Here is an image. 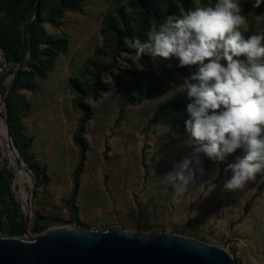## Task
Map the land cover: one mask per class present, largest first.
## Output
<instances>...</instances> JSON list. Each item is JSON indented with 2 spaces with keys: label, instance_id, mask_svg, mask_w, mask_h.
I'll return each mask as SVG.
<instances>
[{
  "label": "rangeland",
  "instance_id": "1",
  "mask_svg": "<svg viewBox=\"0 0 264 264\" xmlns=\"http://www.w3.org/2000/svg\"><path fill=\"white\" fill-rule=\"evenodd\" d=\"M128 1L85 0L82 11L65 13L60 27L46 25L50 32L66 36L69 47L67 53L57 57L47 77L36 80L34 89L21 90L29 104L23 117L24 132L32 137L31 151L47 175L38 187L35 183L31 210L56 218L51 226H75L78 223L68 221L78 219L83 225L188 235L226 248L238 264H264V177L258 175L235 192L223 188L231 176L224 171L226 164L243 156V149L229 155L225 162L200 153L201 164L194 163L193 167H202L203 173L197 171L195 184L178 201L172 199L171 188L159 179L193 154L194 145L187 143L190 133L181 124L188 115L171 112L157 122L150 120L158 103L186 76L175 72L160 93L138 104L122 105V86L133 76L123 70L139 76L147 68L137 70L130 59L135 54L121 50L115 55L117 67L101 76L105 89L99 88L84 98L90 106L89 117L76 105L77 94L68 81L74 76L83 79L88 60L103 43L104 16L117 6L127 7ZM211 2L215 4L216 0ZM253 3L241 0L242 14L248 16L241 26V30L247 29L246 38L263 26L264 14L256 13ZM159 64L154 62V67ZM7 69L0 75L6 86L12 80V68ZM84 118L85 160L74 214L68 202L79 159L73 135ZM1 131L0 166L12 170L15 194L27 202L31 177L9 146L3 121Z\"/></svg>",
  "mask_w": 264,
  "mask_h": 264
},
{
  "label": "clouds",
  "instance_id": "2",
  "mask_svg": "<svg viewBox=\"0 0 264 264\" xmlns=\"http://www.w3.org/2000/svg\"><path fill=\"white\" fill-rule=\"evenodd\" d=\"M262 2L254 0L253 8ZM242 12L241 0L181 7L179 15L167 16L145 33L146 39L136 37L129 45L139 71L145 67L140 63L144 54L153 60L176 58L180 67L192 69L171 93L186 92L191 98L185 127L193 154L159 177L171 188L174 201L195 184L197 171L203 173L202 167H193L201 164L200 153L225 162L243 149V156L226 164L224 171L231 176L223 184L225 191L235 192L258 175L264 177V27L246 38L247 29L241 26L248 16Z\"/></svg>",
  "mask_w": 264,
  "mask_h": 264
},
{
  "label": "trees",
  "instance_id": "3",
  "mask_svg": "<svg viewBox=\"0 0 264 264\" xmlns=\"http://www.w3.org/2000/svg\"><path fill=\"white\" fill-rule=\"evenodd\" d=\"M84 1L0 0V45L8 62V68L13 69L23 56L22 23L27 39V51L23 65L13 76L10 84L8 86L2 85L1 90L5 93L3 111L7 117L12 138L21 156L34 173L36 187H38L39 182H45L47 175L44 168L35 160L31 151L32 137L24 132L23 117L29 104L21 90L34 89L36 80L46 78L54 68L57 57L68 51V38L50 32L47 30L46 25L53 28L60 27L65 13L67 11H82ZM207 1L129 0L127 7L117 6L113 11L107 13L101 26L102 46L98 47L95 55L88 60L87 72H83V79L82 76H74L70 77L68 81L71 89L77 94L76 105L89 117L90 106L84 102V98L93 94L99 88L101 90L105 89L104 83L100 82V79L105 72H113V68L117 67L115 62L117 52L129 50L135 54V49L129 46L134 38L138 37L142 41L146 39L145 33L152 26L162 23L167 16L178 14V7L189 10L196 4H205ZM255 12L264 14V2L261 3L260 7L255 8ZM262 27H264V20ZM156 61L160 64L154 67ZM140 63L147 70L139 76L132 70H123L124 72H130L133 76L128 84L122 86L120 94L122 105L138 104L143 99L160 93L165 82L175 72H180L188 77L192 71L188 67H180L178 59L172 62L161 58L153 60L148 54L141 56ZM117 77V75L114 76L118 82ZM190 102L191 98L187 96L186 92H177L175 95L169 93L158 103L150 120L157 122L171 112L188 115L186 105ZM84 123L85 118L81 120L73 135V140L79 148V159L72 174V189L68 202L74 214H77L75 199L78 194L85 160V139L82 135ZM181 124L185 127V120ZM204 162L207 163V160H204ZM12 176L13 172L10 168L0 166V232L21 235L24 233L26 219L20 203L12 194L9 186ZM260 189L261 185L258 187V190ZM34 193H36V188ZM55 221L57 219L52 216L41 214L38 211L33 212V223L37 232L55 224ZM68 222L84 224L78 219L69 220Z\"/></svg>",
  "mask_w": 264,
  "mask_h": 264
},
{
  "label": "water",
  "instance_id": "4",
  "mask_svg": "<svg viewBox=\"0 0 264 264\" xmlns=\"http://www.w3.org/2000/svg\"><path fill=\"white\" fill-rule=\"evenodd\" d=\"M21 29L23 56L11 70L12 78L23 65L27 51L23 23ZM2 83L3 78L0 80V117L5 125V137L9 146L18 153L31 182L24 208L15 194L13 176L10 180L11 192L21 204L26 223L21 235L0 232V264H238L224 247L165 230L141 231L116 225L77 224L50 226L37 232L31 210L34 173L12 138L2 109L5 97L1 90Z\"/></svg>",
  "mask_w": 264,
  "mask_h": 264
},
{
  "label": "built area",
  "instance_id": "5",
  "mask_svg": "<svg viewBox=\"0 0 264 264\" xmlns=\"http://www.w3.org/2000/svg\"><path fill=\"white\" fill-rule=\"evenodd\" d=\"M8 68V62L5 58L3 48L0 45V75L4 74Z\"/></svg>",
  "mask_w": 264,
  "mask_h": 264
},
{
  "label": "bare ground",
  "instance_id": "6",
  "mask_svg": "<svg viewBox=\"0 0 264 264\" xmlns=\"http://www.w3.org/2000/svg\"><path fill=\"white\" fill-rule=\"evenodd\" d=\"M2 121H3V119L0 117V122H2ZM0 133H1L2 137H4L3 134H2V131H1ZM11 149H12V148H11ZM12 151L18 156V153L16 152L15 149H12ZM18 158H19V156H18ZM16 195H17V197L19 198V200L21 201L23 207L25 208V207L27 206V202L24 201L23 198L20 197L18 193H16Z\"/></svg>",
  "mask_w": 264,
  "mask_h": 264
}]
</instances>
